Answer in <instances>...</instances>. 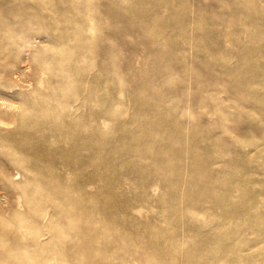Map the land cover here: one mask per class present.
Masks as SVG:
<instances>
[{
    "label": "rangeland",
    "instance_id": "1",
    "mask_svg": "<svg viewBox=\"0 0 264 264\" xmlns=\"http://www.w3.org/2000/svg\"><path fill=\"white\" fill-rule=\"evenodd\" d=\"M0 264H264V0H0Z\"/></svg>",
    "mask_w": 264,
    "mask_h": 264
}]
</instances>
